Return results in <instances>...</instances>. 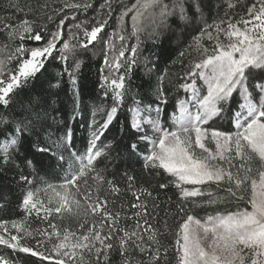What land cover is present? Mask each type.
<instances>
[{
	"label": "snow or ice",
	"instance_id": "6c2138e0",
	"mask_svg": "<svg viewBox=\"0 0 264 264\" xmlns=\"http://www.w3.org/2000/svg\"><path fill=\"white\" fill-rule=\"evenodd\" d=\"M40 7L47 9L48 5ZM90 7L89 0H65L58 8L54 7L51 14L45 13V24L40 25L28 19L35 11L28 0L23 3L21 0H3L0 3V31L7 32L10 40L18 39L14 67L5 70L0 61V104L9 105L10 94L16 95L35 80L37 74L46 70L49 60L57 59V54L61 62H66V53L76 47L71 41L78 40L82 47L87 48L93 41L102 38L100 34L108 23L107 19L92 26L86 22L70 24V34L65 39L66 21L75 22L77 19L75 15L69 16L66 10L87 12ZM204 7V0H172L171 5L164 0H143V3L137 0L136 4L124 8L118 19L123 21L132 13V34L137 35L141 9H159L161 25L166 17L177 13L181 21L195 24ZM108 8L111 10L110 4ZM48 24H52L54 30L48 28ZM73 27L77 32H71ZM208 28L212 30L199 28V35L194 39V46L202 58L181 78L183 82L176 84L185 97L177 98L175 110L169 114L171 126H165L161 117L169 102L162 74L156 89L155 116L141 117V108H135V115L127 125V143L122 146L120 141L104 143L103 138L113 120L118 121L117 105L123 103L130 90L126 81L135 59L125 57L127 49L123 45L111 62L105 56L108 74L102 77L101 86L105 88V97H108L110 89L113 100V106L106 113L107 119L94 126L84 153L74 152L67 145L61 151V145L57 144L56 155L51 147L36 144V153H50L56 155V159L45 165L34 154L33 159H25V166L33 170L37 164L48 168L59 166L65 172V178L62 183L48 184L43 189L47 196L46 204L36 198L40 189L35 192L28 190L21 201L28 214L35 211L39 216L43 211L45 220L53 213L59 214L60 218L67 213L80 222L82 229L89 216H93L91 225L80 232L68 228L61 232L56 224L49 222L52 231L36 230V233L46 237L47 242L37 239L32 245L22 242L17 235L6 237L2 234L9 231L7 222H4L0 223V245L30 253L32 257L39 258L38 264H44V261L85 264V252L95 256L96 264H114L112 257L115 253L119 254L118 264H160V232L153 223L159 205L155 202L149 205L148 197H152V192L134 189L132 182L135 177L129 175L125 192L130 191L134 197L129 211L125 213L123 204L117 211L108 208L109 196L118 199L122 193L119 186L107 180L104 170L96 165L101 158H107L114 151L119 155L122 147L129 161L142 156L144 168L155 176L166 174L173 178L167 183H160L159 188L166 189L171 183L179 190L181 201L204 196L205 185H224L229 197L250 205V208L237 206L234 211H216L214 215L200 219L185 213L184 205L178 203L176 213L180 215V222L175 233L177 264H264V168L254 174L245 163L255 158L264 163V74L253 71L264 69V0L254 2L248 8L246 19L235 22L221 20ZM81 30L82 40L79 38ZM221 33L227 38V43L220 40ZM205 35L209 41H215L211 49L202 43ZM119 39L123 41L125 38L121 35ZM30 42L42 43L29 47ZM131 52L134 56L135 46ZM69 79L75 87L77 81L72 73H69ZM53 86L58 87L59 84ZM143 111L151 113L153 108L147 105ZM33 115L34 119L28 116L17 119L6 113L0 114V137L6 141L2 146L4 155L0 156V165L12 163L19 148L30 136L38 134L40 116L38 113ZM221 121L226 122L228 127H223ZM145 123L151 127L152 136L145 131ZM70 134L69 130L65 136ZM64 152L68 155L65 156ZM237 159L241 162L239 166L235 163ZM21 179L29 183L27 176H21ZM89 180L94 183L89 185ZM105 184L107 190H104ZM207 196L208 199L203 201L206 205L225 203L219 197L213 198L211 191L207 192ZM116 199L111 201L113 207ZM122 213L125 214L122 216ZM96 215L99 220L95 219ZM121 219L124 224L120 223ZM22 227V223L12 222V228L18 232ZM23 230L28 237L34 235L26 228ZM134 252L147 259L134 260ZM0 264H16V261L0 255Z\"/></svg>",
	"mask_w": 264,
	"mask_h": 264
},
{
	"label": "trees",
	"instance_id": "16d2710c",
	"mask_svg": "<svg viewBox=\"0 0 264 264\" xmlns=\"http://www.w3.org/2000/svg\"><path fill=\"white\" fill-rule=\"evenodd\" d=\"M21 2L23 3L24 0ZM28 2L35 8L28 19L44 25L45 13L51 14L54 7L58 8L65 0H28ZM89 2L92 7L87 12L66 10L69 16L75 15L77 19L75 22L66 21L65 39L70 34L68 31L70 24L86 22L88 26H92L107 19L108 23L100 34L102 38L93 41L87 48L82 47L78 40L71 41V44L76 45V47L66 53V62H61L59 54H57V59L49 60L46 64V70H42V74H37L35 80L19 90L16 95L10 94L12 98L9 105L0 104V114L6 113L7 116H15L17 119H22L25 116L34 119V113H38L40 116V122L37 124L38 134L30 136L24 146L19 148L12 163L6 166L0 165V223L7 222V225L14 221L23 223L28 231L34 232L32 237H27V243L32 245H35L37 239L47 242L46 237L42 233H36V230L52 231L49 222L56 224L61 232L65 228L80 232L91 225L93 216H89L88 222L82 229L79 226L80 222L67 213L64 218L53 213L45 220L44 214L39 216L32 213L28 214L23 209L21 201L28 190L35 192L36 189L48 184L58 185L65 178V172L59 166L48 168L37 164L35 170L26 167V158L33 159L35 154V158L43 160L47 165L49 161H54L58 155L57 144L61 145V151H63L64 145H67L74 152L84 153L87 143L91 139L94 126L107 119L106 113L113 106V100L110 89L108 97H105V88L101 86L103 84L102 77L108 74L105 56L107 55L109 62H111L123 45L127 49L125 57L128 60L135 59V64L132 66L126 81L130 90L123 103L117 105L118 121L117 119L113 120L103 138L104 143L115 144L120 141L122 146L127 143V125L132 119L133 109L137 107L144 109L147 105H151L153 110L155 109L157 104L156 89L161 83L159 78L162 74L164 75L162 84L168 90L169 102L166 110L161 112V117L165 126L169 127V114L174 112L177 98L185 97L183 90H178L176 84L183 82L181 78L185 77L189 69L202 58L194 46V39L199 35L198 29L212 30L208 26L221 20L235 22L240 18L247 17L248 8L254 2L258 3V0H204V10L196 18L195 24L190 21H181L178 13L169 15L165 18L164 24H158L159 26L156 25L145 31L138 36L139 39L132 34L133 30L129 18H126L121 28L118 19L121 11L126 7H131L135 0H89ZM0 3H3V0H0ZM44 4L48 5L47 9L40 7ZM109 4L111 10L108 8ZM47 27L54 30L52 24H48ZM71 32L75 33L77 29L73 27ZM213 34L215 35V32ZM121 35L125 38L123 41L119 39ZM79 38L80 40L83 39L82 30ZM219 38L223 41L224 34L221 33ZM39 43L30 42L28 46H39ZM202 43L211 49L215 41H209L205 35L202 38ZM17 44L18 39L10 40L7 32L0 31V61L3 62L5 70L14 67L16 63L15 48ZM133 46L136 47L134 56L131 52ZM77 64H79L78 69L76 68ZM122 71L123 69H121ZM69 73H72L76 78L75 87L69 79ZM255 73L264 74V71L259 70ZM116 74L113 73V75ZM55 83H58L59 86L54 87ZM153 113L155 114V111ZM226 127H228L227 123ZM69 130L71 134L66 137L65 133ZM122 136L123 140H121ZM5 143L6 141L0 137V156L4 155L2 146ZM36 144L51 147L56 155L36 153ZM9 151H12L11 147H9ZM64 155L67 156L68 152H64ZM96 166L98 169L104 170L105 178L112 180L121 190L122 194L118 199L109 196L108 208L111 211L119 210L123 204L125 213H127L130 203L134 202L132 193L130 191L125 192L128 184L127 176L129 175L135 177L132 182L134 189L142 188L152 192V197H148L149 205L151 206L153 202L159 205L153 223L160 232L159 239L162 245L160 264H177L175 233L177 224L180 222V215L176 213L178 203L184 205L185 213L196 217L207 212L223 211V209H215L214 206L204 204L205 197H189L181 201L179 190L171 183H169L168 188L160 189V183H167L173 178L166 174L155 176L149 169L144 168L142 156L129 161L126 154L123 153L122 147L119 155L114 151L107 158H101ZM21 176H27L29 183H25ZM93 183L92 180H89V185ZM104 190H107L106 184ZM92 191L94 192L95 189L93 188ZM113 199H116L115 207L111 203ZM221 204L224 206L223 208L227 206L226 209L234 210L231 208L232 205L229 206L235 204V202L232 203L231 199H225V203ZM125 213H122V216ZM95 219L99 220L100 217L96 215ZM120 223L124 224L125 221L121 219ZM129 223L131 222L129 221ZM0 255L15 260L16 264H38L39 259L32 257L30 253L13 251L4 245H0ZM84 257L85 264H96L94 255L85 252ZM112 259L114 264H118L119 254H113ZM133 259L146 260L147 257L139 252H134ZM44 264H54V262L44 261Z\"/></svg>",
	"mask_w": 264,
	"mask_h": 264
},
{
	"label": "rangeland",
	"instance_id": "374dc122",
	"mask_svg": "<svg viewBox=\"0 0 264 264\" xmlns=\"http://www.w3.org/2000/svg\"><path fill=\"white\" fill-rule=\"evenodd\" d=\"M141 3H143V0H140ZM164 2L166 4H169L171 5L172 3V0H164ZM137 3V0H135V3ZM141 12H142V15L140 16V18L138 19L137 21V24L139 26V31L137 33L136 36H140L142 35L145 31H148L150 30L151 28L155 27L156 25L160 24V20H161V17H160V12H159V9H141ZM131 16H132V13L129 14V16L125 17L123 21L119 20V24H120V28L123 26V22L126 20V18H129V21H130V26H131V29L133 30V21L131 19ZM247 17H244V18H240L238 19L237 21L241 20V19H246ZM224 43H227L228 40L227 38L224 36L223 38V41ZM119 53V51H117L116 55L117 56ZM259 70H263L264 69H254L253 71L254 72H257ZM134 110V109H133ZM154 110L151 112V113H147L145 111H143V108L141 109V113H140V116L141 117H145L147 118L149 115L150 116H155V114L153 113ZM178 114V113H177ZM135 115V112L133 111L132 112V118L133 116ZM132 120V119H131ZM220 124L223 125V127H225L226 125V122H223L221 121ZM171 126V121H170V125L169 127ZM144 129L145 131L147 132V134L149 136H152L153 133H152V129L151 127L145 123L144 124ZM149 148H150V144L148 145ZM214 147V146H213ZM236 165L239 166V164L241 163L238 159L235 161ZM246 163V166L247 167H250L253 171V173L255 174L259 169H262L264 168V163L260 162L258 158H255L249 162H245ZM47 186H44L42 188H40L41 191H39L36 195V198L40 199L41 201H43L45 204L47 203V196L45 195L43 189L46 188ZM187 187H191V186H187ZM204 189H205V195L202 196V197H205L204 199L207 200L208 199V196H207V192L208 191H211L213 193V198L215 197H219L221 200L225 201L226 200H232V203L235 202V204H230L229 206L231 207L232 205V209L234 208V210H236L237 206L243 208V207H249L250 208V205H247L245 201L243 200H238L236 198H232V197H229L228 194L226 193V190H225V186L224 185H221L219 187H217L216 185H205L203 186ZM222 189V190H221ZM204 200V201H205ZM221 205V208H219V206ZM212 207L214 206L215 209H223V211L225 210H228L226 209L227 206H225V208H223L224 206H222L221 203H218L216 205H211ZM225 209V210H224ZM230 209V208H229ZM233 210V211H234ZM221 211V212H223ZM32 214L34 215H37L35 211L32 212ZM40 214H43V211L40 212ZM215 212H207L205 213L204 215L200 216V217H197V218H200V219H204L205 217H207L208 215H214ZM23 227L21 229V231H17L16 229L12 228V223L10 225H7V228H8V232H2V230H0V232H2V234H4L6 237L9 235V234H12V235H17L18 238H21L22 239V242H27V237L25 235V232L23 229H25L24 227V224L22 223Z\"/></svg>",
	"mask_w": 264,
	"mask_h": 264
}]
</instances>
